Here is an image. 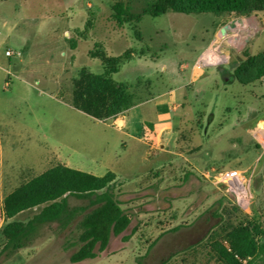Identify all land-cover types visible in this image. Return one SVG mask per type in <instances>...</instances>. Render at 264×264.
<instances>
[{"label":"rangeland","instance_id":"obj_1","mask_svg":"<svg viewBox=\"0 0 264 264\" xmlns=\"http://www.w3.org/2000/svg\"><path fill=\"white\" fill-rule=\"evenodd\" d=\"M152 1L128 7L139 22L122 25L124 37L108 50L133 56L111 76L128 85L135 101L121 133L111 121L99 123L69 106V77L82 67L103 71L87 55L103 41L98 32L79 44L68 75L52 71L68 60L65 43L80 33L73 29L83 27L90 1L0 0L2 64L9 71L20 65L34 71L25 75V84L0 70L4 171L18 174L10 188L57 163L98 177L118 174L114 189L130 224L104 251L96 249L94 259L77 264H264V136H256L264 125V76L262 65L251 62L264 53V12L142 15ZM66 29L72 33L68 39ZM26 41L32 48L21 61L4 56ZM211 46L222 60L197 70L195 62ZM158 114L166 119L155 127ZM142 119L153 123V133L169 130L161 152L123 135L139 136ZM232 171L247 179L250 198L244 206L219 181ZM69 204L87 201L70 198ZM35 212L15 219L26 222ZM80 219L65 229L42 225L30 246L13 254L2 251L0 235V264H72ZM245 230L256 252L235 256L234 262L229 255L244 243Z\"/></svg>","mask_w":264,"mask_h":264},{"label":"trees","instance_id":"obj_2","mask_svg":"<svg viewBox=\"0 0 264 264\" xmlns=\"http://www.w3.org/2000/svg\"><path fill=\"white\" fill-rule=\"evenodd\" d=\"M112 10V19L118 26L130 21L139 22L140 15L129 11L122 3L114 4ZM166 12L185 15L234 13L245 16L252 12H264V0H153L142 9L141 14L157 17ZM91 28L92 23L87 20L83 31L77 36L85 38ZM69 45L74 49L75 39H70ZM126 55L127 51L120 56L110 57L100 44L94 45L89 57L101 62L103 73L93 74L87 68L79 70L77 77L72 80L71 103L76 110L96 120L105 121L134 106L135 101L129 93L128 85L116 83L111 78L131 58ZM251 62L262 65L259 75L264 76V53L252 58ZM236 77L240 79V76ZM115 180L116 176L112 172L98 177L56 165L22 184L3 200L2 210L6 223L2 229V251L13 254L27 248L42 225L56 223L65 229L77 218H81L78 222L80 246L70 256V262L77 264L94 259L96 249L104 251L110 238L122 234L130 224V218L121 208L115 192ZM70 198L85 200L87 205L71 206ZM31 210L37 212L26 222L15 219L17 215ZM240 233L244 243L234 247V254L229 255L234 262L235 256L245 259L256 252L252 241L247 240L250 236L247 230Z\"/></svg>","mask_w":264,"mask_h":264},{"label":"crops","instance_id":"obj_3","mask_svg":"<svg viewBox=\"0 0 264 264\" xmlns=\"http://www.w3.org/2000/svg\"><path fill=\"white\" fill-rule=\"evenodd\" d=\"M53 1H62V0H53ZM63 1H65V0H63ZM89 1L90 2L87 3L88 12L86 14V20H85L84 24L86 23L87 20H90L91 19L90 21L92 23V28L90 29V31L88 32V34H87V36L85 38H79L78 36H75L76 46H75L74 49H72L70 47L69 41L68 42L66 41L65 48H66V54L68 56V60L66 61V63H64L59 68H57V67L55 68L54 67V69H53V67H52L53 70L52 69L51 70L54 71V72H56V73H58V72L60 73L61 72L63 75L66 76V75H68L71 72V69L73 68V64H74V62L76 60L75 52H76L79 44L83 40L85 41L90 36L95 35V32H98V34L101 35L99 37H101L103 39V41H102V43L101 42H95L94 45L96 43L100 44L103 47L104 52H105V54L107 56L117 57V56H113V54H111V53L109 54L108 50L111 49L112 47H114L115 45H117V42L120 41L124 37V35L121 33V31L123 30L122 27L121 26L120 27H116L117 25L114 22V20L112 19V15H113L112 7L116 3H122V5L125 8L132 7L133 3L136 0H89ZM84 24H83V27L82 28L81 27H77V28H74L73 31L82 32L83 29H84ZM111 24H112V26H111ZM70 34H72V33L69 30H67V29L64 30V35L67 37V39L69 38V35ZM94 45H93V47H94ZM31 46L32 45L31 44H28V41H26L25 44L22 47L18 48L17 50H12L13 52L16 53V55L13 56V57L16 58V59H19L21 61L20 58H22L24 55H28L30 53V50L32 48ZM93 47L90 50H88V52H87V55L88 56H89V52L93 49ZM128 49H131V48H128ZM6 50H11V49H6ZM148 50L149 49L147 48V51ZM134 55H135V53H134ZM141 55H143V54H141ZM10 58H8V59H10ZM92 59H95V58H92ZM198 60L195 62V64L198 62ZM196 67L197 66H195V68ZM82 68H86V67H82ZM82 68H80V69H82ZM80 69L77 70V74H78V72H79ZM161 69L164 70L165 67L162 66ZM0 70L2 72H4L7 75V77L11 76L16 81H19L20 83H25V84L28 83V81L26 80L27 77L25 75L28 74V73L29 74L34 73V71L32 69H29L28 70L27 67L24 69V66H21V65L19 67H17V68L15 67L13 70L9 71V69H7L6 67L3 66L1 59H0ZM45 70H48L49 71L50 69L48 67V68H45ZM102 73H103V71H102ZM74 78H76V77H73V78L69 77V80L71 82V85H72V80ZM6 79L4 81L5 82V84H4L5 87H6V83L9 81V79H7V80ZM70 98L71 99H70V105L69 106L71 108H74L72 106V103H71V100H72V89H71ZM134 106H135V104H134ZM134 106H132L130 109H128L124 113H122V114H120V115H118V116H116L114 118L108 119L109 121H111V125L116 130H118L119 132L122 133L123 132V129L128 126V124H129L130 121H129V118L126 117V115L129 112H131V110L134 108ZM77 111H79V110H77ZM79 112H81V111H79ZM81 113H83V112H81ZM165 119H166V115L165 114H158L157 115V120L154 123V126L156 127L157 125L161 124L159 122H161V121H163ZM108 120H105V121H108ZM96 121L99 122V123L102 122L100 120H96ZM141 121H143V128H142L141 133H140L139 136L138 135L126 134V133H123V135L129 136L133 140H135L138 143H141V144H143L145 146L146 145H149V149L150 150L152 149L153 151H156L157 150V152H161L162 151L161 148H164V147H162V146H164L163 143H161L162 142V139H163L164 136H166V135L169 134V130H167L166 134L164 132L165 129H161L158 132H154L153 133L150 130V126H149L150 124H153V123L146 122L143 119ZM162 132H164V133H162ZM2 151H3V148H2V132L0 131V216H1L0 235L1 236H2L3 226L6 223L5 217H4V214H3V210H2L3 200L11 192H13V190L10 188L11 182L13 181L12 178H15V177L17 178V176H18V174H15V173H8V172L5 173V171H4V160H3ZM56 165H63L65 167H67V168H70V167L66 166L65 164H61V163H57V164L51 166L50 168H52V167H54ZM50 168H48V169H50ZM70 169H72V168H70ZM74 170H76V169H74ZM77 171H79V170H77ZM107 172H112V171H107ZM22 173H24V172H22ZM22 173H20V175ZM112 173H114V172H112ZM24 174L25 175H29V174L26 173V171H25ZM114 174L116 176V180L115 181H117L118 180V174H116V173H114ZM34 177H36V176H34ZM34 177H32V178H34ZM31 179H29V180H31ZM28 181L23 182V184L26 183V182H28Z\"/></svg>","mask_w":264,"mask_h":264},{"label":"bare ground","instance_id":"obj_4","mask_svg":"<svg viewBox=\"0 0 264 264\" xmlns=\"http://www.w3.org/2000/svg\"><path fill=\"white\" fill-rule=\"evenodd\" d=\"M215 48L211 46L200 56L198 65L196 67L197 70L201 65H215L222 60V57L218 55ZM262 135L264 136V125L260 124L258 126L256 136L261 138ZM244 179L245 178L239 177L235 180H231L229 185L231 192L235 193L239 203H241L243 206L248 203L250 198L249 185Z\"/></svg>","mask_w":264,"mask_h":264},{"label":"built area","instance_id":"obj_5","mask_svg":"<svg viewBox=\"0 0 264 264\" xmlns=\"http://www.w3.org/2000/svg\"><path fill=\"white\" fill-rule=\"evenodd\" d=\"M4 55H5V57L10 58V57L15 56L16 53L13 52L12 50H6V51H4ZM7 86H8V83H6V87ZM239 177L245 178L243 175L238 174L237 171H232V172H229V173L222 174L221 177L219 178V181L224 183V184H226L229 187V190H230V186H229L230 185V181L231 180H235V179H237ZM244 180L247 182L246 178Z\"/></svg>","mask_w":264,"mask_h":264},{"label":"water","instance_id":"obj_6","mask_svg":"<svg viewBox=\"0 0 264 264\" xmlns=\"http://www.w3.org/2000/svg\"><path fill=\"white\" fill-rule=\"evenodd\" d=\"M220 32H221V33H224V29H220Z\"/></svg>","mask_w":264,"mask_h":264}]
</instances>
